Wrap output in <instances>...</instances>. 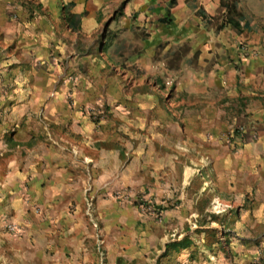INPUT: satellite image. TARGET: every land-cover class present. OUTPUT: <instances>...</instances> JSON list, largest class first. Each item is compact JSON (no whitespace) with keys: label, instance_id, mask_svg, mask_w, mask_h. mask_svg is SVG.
<instances>
[{"label":"crops","instance_id":"obj_1","mask_svg":"<svg viewBox=\"0 0 264 264\" xmlns=\"http://www.w3.org/2000/svg\"><path fill=\"white\" fill-rule=\"evenodd\" d=\"M66 1L63 15L73 22L63 23L49 0H0V264L117 263L116 253L102 259L89 206L99 217L101 192L131 185L136 168L130 157L118 173L107 121L87 110L104 109L110 98L103 49L118 14L126 25L136 17V26L148 27L155 17L183 34L177 42L199 64L197 77L209 79L198 83L208 99L195 116L207 128L193 134L211 144L204 177H214L226 211L238 208L233 234L245 243L260 237L264 0ZM168 16L169 24L161 21ZM107 20L108 34L99 38ZM10 221L14 232L5 229ZM257 245L239 248L255 254Z\"/></svg>","mask_w":264,"mask_h":264},{"label":"rangeland","instance_id":"obj_2","mask_svg":"<svg viewBox=\"0 0 264 264\" xmlns=\"http://www.w3.org/2000/svg\"><path fill=\"white\" fill-rule=\"evenodd\" d=\"M49 3L63 23L64 17L73 22L62 9L70 1ZM152 18L148 27L136 26V17L127 25L120 14L112 20L114 31L103 49L111 66L110 98L103 99L104 109L90 106V118L107 121L110 144L122 162L118 173L130 157L136 168L131 185L101 192L100 218L89 206L102 259L108 261L111 252L116 264H264V231L255 241L238 239L231 229L238 208L226 211L214 177H204L205 149L211 144L195 141L193 134L204 135L207 128L195 116L207 98L197 91L198 83H207L208 75L197 77L199 64L177 42L183 34ZM104 26L99 38L108 34L110 26L105 32ZM255 242V254L239 248Z\"/></svg>","mask_w":264,"mask_h":264},{"label":"trees","instance_id":"obj_3","mask_svg":"<svg viewBox=\"0 0 264 264\" xmlns=\"http://www.w3.org/2000/svg\"><path fill=\"white\" fill-rule=\"evenodd\" d=\"M176 3H177V0H171V1H170V6L172 7V6H174ZM161 21L169 24V23L171 22V18H170L169 16H168V17H164V18L161 19ZM234 24H235V23H234ZM236 24H237V23H236ZM177 55H178V56L180 55V57L183 56V54H180V52H177V53H176V56H177Z\"/></svg>","mask_w":264,"mask_h":264},{"label":"built area","instance_id":"obj_4","mask_svg":"<svg viewBox=\"0 0 264 264\" xmlns=\"http://www.w3.org/2000/svg\"><path fill=\"white\" fill-rule=\"evenodd\" d=\"M92 110H93V109H92ZM87 111H88V113L93 114V112H91V109H90V108H89ZM8 229H9V231H11V232L16 231V229H17V224L14 223V222H11V223L8 225Z\"/></svg>","mask_w":264,"mask_h":264}]
</instances>
